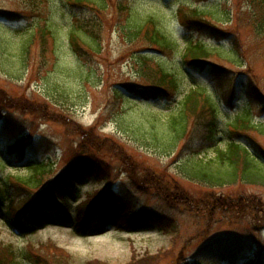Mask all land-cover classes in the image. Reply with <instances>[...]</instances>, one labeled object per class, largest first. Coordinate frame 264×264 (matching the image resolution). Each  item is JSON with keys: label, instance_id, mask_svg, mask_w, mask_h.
<instances>
[{"label": "rangeland", "instance_id": "1", "mask_svg": "<svg viewBox=\"0 0 264 264\" xmlns=\"http://www.w3.org/2000/svg\"><path fill=\"white\" fill-rule=\"evenodd\" d=\"M105 2L106 9L96 0H0V191L7 198L0 210V243L11 247L20 264H55L48 262L54 253L61 264H130L148 254H160L151 264H264V221L253 216L254 210L264 214V187L242 182L221 189L216 204L217 194L209 196L210 188L183 171L214 159L215 147L193 129L174 147L165 140L170 136L168 117L179 112L188 92L198 89L218 106L217 143L224 146L236 136L264 164V30L258 28L264 0ZM124 4L128 10L122 9ZM196 8L199 15L191 17L202 24L211 20L223 30L216 34L221 37L189 18L188 11ZM151 19L172 49L152 42L146 31L154 28L146 23ZM73 32L82 39L73 43ZM190 43L218 49L219 55L186 64L182 55ZM142 53L150 55L152 68L160 65L174 73L179 93L145 100L134 92L157 80L144 70ZM232 53L238 58H231ZM249 84L263 99L251 94L247 111ZM29 104L38 109L31 112ZM78 124L96 125L107 142L97 143L96 150L84 149ZM242 124L247 127L235 132ZM17 138L26 147L22 156L14 152ZM84 152L108 163L111 175L96 181L79 174L76 191L67 197L68 220L26 232L7 224L5 211L12 200L31 225L35 201ZM124 153L131 163L116 155ZM157 178L170 181L172 188L180 185L169 192L174 202L189 193L211 207L217 222L208 237L187 243L197 233V223L204 227L205 221L187 207L166 202L157 186H147ZM108 188L137 210L173 217L175 230L128 232L108 224L101 233L82 235L76 228V206L82 210ZM223 234L235 245H212ZM181 249L186 254L178 260Z\"/></svg>", "mask_w": 264, "mask_h": 264}, {"label": "trees", "instance_id": "2", "mask_svg": "<svg viewBox=\"0 0 264 264\" xmlns=\"http://www.w3.org/2000/svg\"><path fill=\"white\" fill-rule=\"evenodd\" d=\"M75 2L84 3L85 0H75ZM96 2L101 5L100 8L106 9L108 6V2L106 3L105 0H96ZM122 9L128 10L129 6L124 4ZM178 11L183 10L179 7ZM188 12V14H190L189 18L198 20V27L207 26L208 30L217 37L218 35L216 34L223 33V30L213 25L211 20H209L207 24H202L199 19L191 17L199 15L197 8L191 9ZM146 23L147 25L150 23L154 25L153 29L149 28L146 31L148 35L151 34L150 38L155 45L167 50L173 48V44L162 33L160 27L157 28L155 26L156 23L154 20L151 19ZM142 28L143 26L137 31L136 36L142 31ZM258 28L259 31L264 30V19L260 22ZM221 34L219 37H221ZM81 36L82 35L73 32L71 33V41L75 43L76 40L82 39ZM210 55H219V50L208 49L200 43H190L183 52L182 58L186 64L192 65L200 64V62ZM236 56L232 53L231 58ZM139 57L142 59L143 65H145L143 66L144 70L150 73L147 75L153 74L157 80L153 79V84L145 86V90L137 93L141 96H145V98H160L164 96L173 97L175 94L179 93L180 83L174 73L166 71L160 65L152 68V66L148 64V61H150V55L147 53H142ZM249 91H247L248 100L245 104V109L247 111L248 105L251 103V94H255L260 100L263 99L261 92L256 94L257 89L254 85L249 84ZM119 95H121L120 92H118V96ZM29 107L31 112H35L38 109L37 105L29 104V106L27 105V108ZM42 114L47 116V111L44 110ZM167 124L168 131H170L168 134L170 136L168 140H165L173 147L176 146L183 137L192 132V129L195 130L203 142L215 147L217 153L214 159L203 161V163L192 166L188 170H186L187 168L183 170L189 178H192L200 184L210 188L211 192L209 196H215L217 192L219 193L221 191V189L242 182L264 187V164H261L260 160L250 152L248 147L240 143L236 136H231L224 146L217 143L216 138L219 129L218 106L213 98L207 93L198 89H192L188 92L181 103L179 112L168 117ZM245 127L244 124L239 125L238 127H234V131L238 132L237 129ZM77 132L83 136V142L81 141L84 146L83 148H89V151L92 149L96 150L95 146L97 143L107 142V139H103V135L97 133L96 125L84 127L83 125L78 124ZM160 135V132L157 133V137ZM20 140L16 141L14 152H16L17 155L22 156L25 146L20 145ZM119 147L120 146H118V148ZM116 155L123 163L129 164L132 161L128 155H125V153L122 155V158H120L119 154ZM68 165V168L57 176L52 184L48 185L44 193L35 201L33 209L30 211L32 217L31 225L27 224L28 216L26 215V217L23 216L21 212L19 213L15 202H12V200L8 202L9 210L7 209L5 211V220L7 224L26 232L30 229L37 228L39 225H46L51 221L55 222L61 219L68 220L71 212L67 203V197L76 191L79 174L89 178L92 177L96 181L109 179L111 175L110 165L102 161H96V159L93 158L92 153L84 152ZM39 182H41V180H39ZM147 186L149 188L152 186L155 188L157 186L159 191L164 194L166 202L171 205L179 204L187 207V210L205 221L204 227H200L201 222L197 223V233L194 234L192 238H188L187 243H191L194 239L200 237L206 238L210 235L209 232L212 227H215L217 221L214 220L212 215H210L211 207L207 208L203 199H199L197 195L185 193L184 198L181 197V201L176 199L174 202L170 199L169 192L175 188H180V185L174 184V187L172 188L170 181H161L160 178H157V181H154V183H148ZM139 187L146 190V187L144 186ZM219 196L220 194H217V197L215 198L216 204H219V200H221L219 199ZM6 199V195L0 191V210L6 204ZM75 216L77 228L81 233L94 230L100 232L108 224H113L118 230L128 231L157 229L164 232H172L175 230V220L173 217L152 209L137 210L131 206L130 202L122 197L113 196L110 188L102 190L98 196L94 200H90L82 210H80L79 205H77ZM253 216L254 218L257 217V220L264 221V214L262 211L254 210ZM177 240L178 236H175L171 244L173 247ZM232 241L233 239H230V237H226L223 234L220 238L215 239L212 245L221 244V247L227 245V248H229L235 245H231L234 242ZM184 254H186L185 251L181 249L178 260L184 258ZM145 257L147 258L130 264H151L155 258L157 259L160 257V254H148V256ZM61 261L62 259L57 257L55 253L52 255L51 260H48V262H53L55 264H61ZM0 264H20L16 261V254L11 247L5 246L2 243H0ZM89 264L100 263L94 262Z\"/></svg>", "mask_w": 264, "mask_h": 264}]
</instances>
